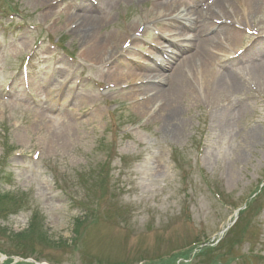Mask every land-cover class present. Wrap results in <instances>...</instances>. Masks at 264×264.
I'll return each instance as SVG.
<instances>
[{"label":"rangeland","instance_id":"374dc122","mask_svg":"<svg viewBox=\"0 0 264 264\" xmlns=\"http://www.w3.org/2000/svg\"><path fill=\"white\" fill-rule=\"evenodd\" d=\"M181 1L0 0V193L28 198L0 220V264L21 262L17 256L32 264H160L193 242L214 250L201 260L190 254L187 264H264V191L254 195L264 183V0L224 2L225 15L213 17L223 30L211 65L191 70L192 87L171 121L155 116L158 104L141 106L148 97L131 91L140 82L118 76L138 62L155 65L163 24L142 23L153 5ZM198 1L206 13L217 0ZM88 4L94 22L81 41L86 23L77 16ZM131 34L139 42L118 72L109 68L117 59L85 58L97 42L119 52ZM230 74L238 93L216 88ZM68 120L69 136L56 143L53 134L66 136ZM108 164L111 198L97 201L101 191L88 189ZM85 199L94 219L74 238ZM35 211L48 242L18 241ZM227 225L235 226L226 237Z\"/></svg>","mask_w":264,"mask_h":264},{"label":"bare ground","instance_id":"6f19581e","mask_svg":"<svg viewBox=\"0 0 264 264\" xmlns=\"http://www.w3.org/2000/svg\"><path fill=\"white\" fill-rule=\"evenodd\" d=\"M221 1L222 3H220ZM227 1L229 0H217L214 7L209 8L206 13L199 10L202 2L198 0L194 2L193 7L188 5L186 0L166 7L161 4L153 5L151 11L146 15L151 16V19L148 22L144 21L142 24L146 28L151 23L161 22L163 24L159 29L161 33L157 44L159 50L158 52L151 53L154 57L155 65L138 62L133 65L131 70H129L131 68L129 66L124 67V72L117 71L121 57L129 53L132 46L134 47L139 42V39L134 34H131V45L125 43L123 48L125 51L121 49L119 52H114L115 48L111 50L109 44L97 42L84 49L85 58L101 62L106 61L108 58L117 59L112 62L109 68H112V72H118V76L121 78L130 75L129 77H132L131 83L140 82L141 86L136 88H133V86L131 91L133 95L148 97L147 103L141 106L147 107L158 104L155 116L164 121H171L176 112L179 111L183 95L192 87L191 79L189 78L191 70L197 68V64L201 69H206L211 65L210 62L213 56H215L214 50L217 49L219 43L218 35L221 34V31L218 29H222L215 26L214 22L216 21H214L213 17L215 16V20H218L217 16L225 15V9L222 5ZM218 3L220 4L218 5ZM216 6L219 8L217 9ZM88 7L86 6L84 9L85 14L77 16L78 20L86 23L79 32L81 41L87 40V37L91 33V26L89 24H93L94 22V17H92L91 13L94 11V7L89 4ZM150 20H152L151 23ZM169 37H175L176 39L175 41H171ZM165 39H168L167 46H164L165 44L162 42ZM171 49L173 51L168 53L167 50ZM117 55L120 58H117ZM259 56L256 55V58H259ZM63 72L64 69L59 68L55 71V75L58 76ZM166 72H168L167 75L164 74ZM215 84L217 89L220 88L230 93H238L240 88V82L236 80L234 74L228 75L227 78L222 75L216 80ZM46 85H48L46 87L49 90V84ZM82 97L86 101H94L93 98L80 95V98ZM69 124L70 121L68 120L65 124L66 136L58 133L53 134V140L56 143H62L63 140H66L65 137L69 136L71 130V125Z\"/></svg>","mask_w":264,"mask_h":264},{"label":"trees","instance_id":"16d2710c","mask_svg":"<svg viewBox=\"0 0 264 264\" xmlns=\"http://www.w3.org/2000/svg\"><path fill=\"white\" fill-rule=\"evenodd\" d=\"M101 172V171H100ZM99 183L100 186L104 188L106 185V177L99 175ZM28 203V200L25 196H12L10 194H1L0 193V219H5L10 215L16 214L20 210H22L26 204ZM88 214H84L83 221L81 219H76L74 222V229H73V235L74 238H79L81 236V229L84 223V220L87 219ZM33 236H37L42 242H48V237L43 229V222L42 218H40L39 213H34L31 217L30 223L28 225V228L20 233L14 236L15 239L23 240V241H29L33 238ZM190 252H185L183 254H180V257H183L184 259H188ZM210 251L205 250L198 254V257L202 256L205 257L206 254H208ZM204 255V256H203ZM174 258L171 259V262H173ZM6 264H11V261H7ZM19 264H27V263H19ZM213 264H218L217 261H214Z\"/></svg>","mask_w":264,"mask_h":264}]
</instances>
